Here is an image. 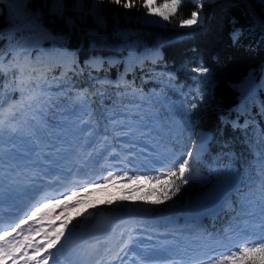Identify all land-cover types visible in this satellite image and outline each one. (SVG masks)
<instances>
[{
  "label": "trees",
  "instance_id": "1",
  "mask_svg": "<svg viewBox=\"0 0 264 264\" xmlns=\"http://www.w3.org/2000/svg\"><path fill=\"white\" fill-rule=\"evenodd\" d=\"M47 2L50 8L51 0ZM90 2L85 0V4ZM66 3L70 8L73 0ZM28 4L33 11L39 9L42 13V28L58 38L52 39L41 28L13 31L15 27L10 22L15 5L10 6V0H0V62H7L13 54L21 61L28 55V61L36 65L33 56L43 47L70 53L71 61L51 59L38 63L40 67L52 66L47 93L51 103L44 112L49 120L76 112L79 107L73 97L81 91L90 94L89 113L98 123L113 107L137 103L136 96L142 98L141 107L157 114L162 126L163 105H181L177 114L179 134L171 137L167 125L169 134H153V143L176 149L180 157L192 151V176L172 201L155 205V215L171 203H189L216 179L213 173L221 170L240 181L241 188L231 200L252 193L260 205L258 161L264 154V5L260 0H203L202 10L197 9L194 0H184L170 22L146 13L139 0L130 9L103 0L99 6L106 18L104 27H98L88 17L72 29L64 20L49 15L45 0H28ZM192 11H200L203 23L180 27L179 19L189 18ZM66 15L75 13L67 11ZM237 28L242 31L234 42L232 33ZM25 51L27 54L21 55ZM149 53L150 58H145ZM201 63L209 70L207 76L198 77L192 71ZM62 72L66 76L59 79ZM12 80V73L0 75L5 88L3 99L14 101L17 91L12 90ZM126 90L128 94L124 95ZM197 92L203 94L204 100L189 112ZM202 133L210 139L206 150L198 152ZM233 208H223L202 219L200 228L204 234H217L228 225Z\"/></svg>",
  "mask_w": 264,
  "mask_h": 264
},
{
  "label": "rangeland",
  "instance_id": "2",
  "mask_svg": "<svg viewBox=\"0 0 264 264\" xmlns=\"http://www.w3.org/2000/svg\"><path fill=\"white\" fill-rule=\"evenodd\" d=\"M16 30V28L13 29V31ZM150 56L151 53L146 54L144 57L150 58ZM51 59H56L60 62L71 61V55L61 49L54 50L50 47H43L39 48L33 56V60L37 67L39 66L38 63L50 61ZM24 60L26 61L27 58H24ZM20 99L21 93L18 91L17 97L12 103H16ZM140 103L141 101L138 99L137 103L135 101H130L123 105L120 104L115 106L107 111L106 117L114 115L119 116L121 121L128 120L133 123L136 128L147 125L143 135L139 131H137L135 135L113 132L112 125L105 117L102 119V122L98 123L91 116L86 115L84 112H80L78 109L76 115H62L57 117L53 122L57 125L67 124L69 128H72L74 125H77V122L81 118L91 119L96 132L109 133L107 140L104 139L102 134L85 136L83 139H80L79 137L73 136L67 129L61 130L58 127L42 136L40 140L35 141L36 150L41 149L44 156L47 153L53 158L63 154L65 149L67 153L72 154L75 152L74 155L72 154V159L74 160H71L72 163H70L74 166L81 165L76 163V160L91 166L90 161L88 159L86 160L87 156H94V158H96L98 155L101 156L106 152L108 158L114 159V163L116 162L115 168L118 169H114L110 172L103 171L101 182L114 173L117 175L122 174L121 176L125 173H127L128 176L156 175L157 171L161 170L159 167L161 163L166 167L171 166L181 157L178 156L176 149L167 146L160 147L157 143H153V134L156 135L162 131L163 136H167L170 133L171 137H175L179 134L181 125L177 114L182 110V107L176 102L163 105L162 126L157 114H150V112H147L146 108L141 107L142 104ZM137 104L140 105L139 108L136 107ZM7 105L9 104L4 103L3 106L6 108ZM126 109H130L131 112L126 111ZM87 112L89 113L88 108ZM121 113H123V115H120ZM23 119H25V117H20L21 121ZM167 125H170V128H168L169 133L165 130ZM77 129L78 125L77 128L73 130L75 131ZM53 132L62 135L64 139L56 140L52 135ZM4 134L5 136L3 137L7 138L10 136L7 132ZM26 137L28 138L27 134ZM209 139V135L202 136L197 146L198 152L206 150ZM49 140L52 144L60 146L59 152L55 149L52 150V152L55 151V154L48 152L50 147L48 143ZM65 140L68 141L67 144ZM11 141L13 142L12 138ZM2 143L4 142L0 141V145ZM100 143L103 145L100 152L93 151L92 147L94 145H100ZM89 144H91L90 147ZM29 146L33 148L34 145L32 140H29ZM43 155L37 158V163H35L34 166L39 167V160L45 158ZM78 158H83L84 161ZM117 159H122L124 166L122 170L119 169V162H117ZM94 163L95 160H93V164ZM68 164H63L60 167L63 168ZM96 164H98V162H96ZM72 165H69V167H74ZM51 170H55V168ZM222 174H226L225 170L213 173V178L215 179ZM154 187L158 186L150 185L144 181L137 182L135 180L121 179L108 183L106 191L102 194L94 195L86 201L84 200L81 202L82 206H74L77 195H69L66 200L61 203L59 202L58 206L62 208V211L58 213V220L61 223L68 222V227L64 229L65 236L62 241V256H67V254H69L68 251L70 247L68 246V242L73 240L74 237H78L80 232L85 231L84 229H86L88 223L92 221L97 213L106 211H125L129 214L128 220H119L111 224L110 235L114 234L112 232V227L116 223L122 222V224L134 225L133 234L139 236V242H141L144 247L146 246L148 249H151L150 254L153 251H158L166 256L178 258L182 264H198L200 257L220 256L227 253L230 249L237 247L245 240L259 235L258 222L261 220V206L255 203L252 193L244 196L243 194L238 195L235 200H229L223 208L231 209L234 207L233 209L235 211L232 213V217L229 218L228 225L222 226L217 234L216 231L205 235V232L200 228L201 220L190 217L186 213L185 207L188 203L185 205L171 203L166 207L165 211L155 215L153 209L156 206L152 204V201L158 198L156 195H149V192L152 191ZM79 193H83V191ZM65 205H67L66 208ZM245 228L249 230L251 236L244 235ZM69 233L73 235V238ZM170 253H173L175 256ZM161 263L169 264L166 260H163Z\"/></svg>",
  "mask_w": 264,
  "mask_h": 264
},
{
  "label": "snow or ice",
  "instance_id": "3",
  "mask_svg": "<svg viewBox=\"0 0 264 264\" xmlns=\"http://www.w3.org/2000/svg\"><path fill=\"white\" fill-rule=\"evenodd\" d=\"M111 3L122 7L124 9H130L137 5V0H110ZM184 0H163L162 3H157V0H139V4L146 13L154 14L162 18L163 21L170 22L171 18H174L178 15L179 9L181 8ZM103 3V0H91L89 4H85V0H73L71 7L66 3V0H51V7L49 8L47 0H45L44 7L49 8V15L53 17H59L65 21L66 27L69 29L75 28L78 26V22H86L88 17L92 18V22L98 27H104L106 24V18L102 14L103 9L99 6ZM194 3L197 9L202 10L203 0H194ZM260 3L264 5V0H260ZM15 5L12 10L13 20L10 22L11 26H14L18 31L22 29H28L31 31L32 28H41L49 37L52 39H57L58 36H53L51 32L47 29H43L42 25L39 23L42 13L39 9L33 11L28 4V0H10V6ZM72 11L75 13L74 16H67L66 12ZM19 21V22H17ZM179 26L184 28H192L198 24H202L200 11H192L189 18H181L178 21ZM235 23V21H233ZM264 26V24H262ZM241 29H234L232 33L233 41L236 42L239 40L241 35ZM98 34V33H92ZM2 35V31H0ZM3 49H0L2 52ZM26 51L21 55H26ZM52 71V66L47 67H37L36 65L29 62L24 64L20 59H17L16 54H13L12 58L7 62H0V75L7 76L9 73H12L13 80L11 83L12 90L19 91L21 93V99L16 103L7 105L5 108L0 104V141H2L3 135L5 132L9 133L11 137L15 138L22 130H26L28 138L33 141V148L30 151H36L35 141L41 139L42 136L50 132L52 129L60 128L61 130L67 129L72 133L73 136L83 139L85 136H94L102 134L104 139L107 140L109 133L103 132L98 133L95 131V127L91 119L81 118L77 125H74L72 128H69L67 124L57 125L53 121L49 120L44 116L45 109L48 108L51 103V97L47 95L48 85L50 81L48 79L49 73ZM192 71L199 76H207L209 70L207 67H204L201 63L198 66L193 67ZM66 76L65 72H62L59 79H63ZM57 79L53 77V80ZM200 83H205L201 80ZM119 87V83L116 85ZM130 87V86H129ZM5 93V88L2 83H0V100L3 99ZM127 95V90L123 93ZM89 95L86 91H81L77 93L73 99L79 107L80 112H84L86 115L90 114L87 112L89 104ZM137 99H142L139 96H136ZM204 96L202 93H195L192 98L191 106L188 109L189 112L194 111L199 107L198 101L203 102ZM137 108L140 107L139 104L136 105ZM126 111L131 112L130 109ZM76 115V112L72 113ZM120 115H123L121 113ZM25 117L22 121L20 117ZM108 122L112 125V131L116 133H123L125 135H135L139 131L142 135L147 128V125H143L139 128L131 123L128 120L121 121L119 116H109L106 117ZM183 119V117H182ZM159 133H157L158 135ZM56 140L64 139L62 135L52 133ZM204 136V134H201ZM50 147L48 152H52L55 149L57 152L60 150V146L52 144L51 141H48ZM67 144L68 141L65 140ZM91 144H89V147ZM3 149L0 147V152ZM264 152V150H262ZM72 154H75L73 152ZM50 155L45 154V159H50ZM192 160L193 152H186L175 164L171 166H165L160 164V169L157 171L156 175H135L128 176L125 173L123 176L109 175L108 178L104 179L102 182L104 184L110 183L115 180L128 179L135 180L137 182L144 181L150 185H157L152 191L149 192V195H156L159 198L152 201L154 205H161L164 201H172L173 197L181 191L183 185H187L192 176ZM259 171H258V184L260 192V206H261V220L259 224V235L253 236L248 240H245L243 243L237 247L230 249L227 253L220 256H204L200 257L198 264H264V154L259 158ZM93 187L96 185H92ZM3 186L0 185V188ZM5 193L0 191V202H2ZM69 195H76V192H71ZM58 203V201H57ZM67 205H65V208ZM39 208L37 207L36 211L32 212V216H35ZM49 220L57 219L55 215L51 213H46ZM254 215V214H252ZM43 219V217H41ZM26 222V221H25ZM17 228L19 225L16 226ZM68 227V222H64L59 225V228H56L49 225L51 231L44 230L43 236L46 241L43 248L37 247L35 249V254L30 257V259L36 260V264H49V260L52 259L53 264H59V261L55 259L56 253L49 252L48 249H56L57 245L61 243V238L65 236L64 229ZM40 230L38 229L37 232ZM9 233L5 232L4 236H0V240H7L5 237ZM71 235V233H69ZM244 235L251 236V233L247 228L244 229ZM30 237H25V242L29 241ZM131 241H126L123 247L120 248V252H124V249L128 247V244ZM31 247V244L28 245ZM22 243L18 242L14 247V252L19 254L22 252ZM60 249H57L59 251ZM41 253H47L42 260L37 259ZM119 253H117L118 255ZM127 254V253H125ZM23 255H27L24 253ZM6 257L10 258V254L5 251V249L0 246V262L6 264ZM146 261H155V260H166L169 264H182L178 258H173L171 256L162 255L158 251H153L151 254L144 257Z\"/></svg>",
  "mask_w": 264,
  "mask_h": 264
},
{
  "label": "bare ground",
  "instance_id": "4",
  "mask_svg": "<svg viewBox=\"0 0 264 264\" xmlns=\"http://www.w3.org/2000/svg\"><path fill=\"white\" fill-rule=\"evenodd\" d=\"M5 136V134L3 135ZM11 138L13 142L11 141ZM29 138L26 137V130H22L15 138L8 136L3 137L2 143L0 147H2L3 151L0 154V160H10L11 166L8 167L5 171L0 168V179L2 180H11L10 177L13 176L15 179L14 172H23L26 175L25 178L28 177L30 173H38L48 172L49 170L55 168L54 174L48 173L47 176L53 175L52 179L49 183L43 184L42 187L33 192L30 197H36V202L31 206V209L25 213L24 219L25 223L28 226L27 228H21V230L17 233H13L6 238L7 243L5 240L1 244V246L5 249L7 253L10 254V258L6 257V259H10L14 262V264H36V260L30 259L32 257V251H35L37 247L43 248L45 246L46 241L44 240L43 231L48 230L51 231L49 225L52 221V226L59 228V225L62 224L59 222L58 218L55 220V225H53V220H49V218H45L44 216L46 213H51L56 217L59 215V211L54 213L52 208L53 202L59 201L62 202L66 200L69 196V190L76 192L77 199L75 200L74 206H82L81 202L84 200L90 199L92 196L97 194H102L108 188V183L104 184L101 182L102 172L103 171H113L115 169L116 163H114V159L108 158L106 152L103 153L101 156H97L96 158L93 157H86L90 161L91 167L89 164L82 163L81 161L76 160L75 162L81 164L79 166L72 165L71 160L73 155L71 153H67L66 149L63 154L57 155L56 158L51 159H41L39 160V167L33 165L37 163V158L43 155V151L38 149L36 151H30L32 149L29 146ZM103 145H94L93 151L100 152ZM99 150V151H98ZM55 154V151L52 152ZM4 156V157H3ZM44 156V155H43ZM45 157V156H44ZM94 158V159H93ZM79 160H83V158H78ZM93 160L95 163L93 164ZM98 162V164H96ZM119 162V169L122 170L124 168L122 159H117ZM69 163V164H68ZM63 164L72 165L75 167L73 170H69L67 167L64 173H60L64 169L60 166ZM118 164V163H117ZM81 166V167H80ZM57 167V168H56ZM32 168V169H31ZM39 169V171L37 170ZM118 169V168H117ZM60 173V174H59ZM113 175L121 176L120 174L114 173ZM28 179V178H27ZM20 182V181H19ZM96 185V186H92ZM21 183L15 185L18 187L17 195L10 193L6 199L12 203H17L24 198L21 196L20 192L25 189V186L22 187ZM71 188V189H70ZM83 191V193H79ZM17 198H15L16 196ZM56 196H60L56 199ZM49 204V205H45ZM37 207L39 211L35 216H32V212L36 211ZM43 217L41 219L40 217ZM48 217V216H47ZM77 217V216H76ZM42 225V229L37 232V230H33L36 226ZM133 226L128 224H122V222L116 223L112 227V232L114 234L108 235L103 239L95 240V241H88L86 237H84L83 231L80 232V235L70 242H68V246L75 249L74 254H77L79 258L72 260L71 257L62 256L61 253V245H57L56 249H48L49 252L56 253L55 259L59 261V264H101L102 262L108 260L112 257L113 254H122L123 256H136V263L137 264H161L163 260H155V261H146L144 259L145 256L149 255L151 249H148L146 246L139 242V236L133 234ZM30 237L29 241L25 242V237ZM136 237V238H135ZM131 241L128 244V247L124 249V252H120V248L123 247L126 241ZM63 241V237L61 238V243ZM18 242H21L22 252L17 254L14 252V247L17 245ZM29 243L31 247H29ZM157 248V247H156ZM169 248V247H168ZM57 249H60L57 251ZM27 253V255H23ZM127 253V254H125ZM175 256L173 253H170ZM47 253H41L37 259L42 260ZM68 255V254H67ZM164 255V254H162ZM194 255V254H193ZM177 257V256H176ZM49 261H52L50 259ZM53 262V261H52ZM1 263V262H0Z\"/></svg>",
  "mask_w": 264,
  "mask_h": 264
},
{
  "label": "water",
  "instance_id": "5",
  "mask_svg": "<svg viewBox=\"0 0 264 264\" xmlns=\"http://www.w3.org/2000/svg\"><path fill=\"white\" fill-rule=\"evenodd\" d=\"M240 181L231 174H223L215 179L199 196L193 198L185 207L186 213L195 219H202L217 213L234 195L239 192ZM124 211L100 212L85 229L89 241L105 238L110 233L113 222L128 220Z\"/></svg>",
  "mask_w": 264,
  "mask_h": 264
}]
</instances>
